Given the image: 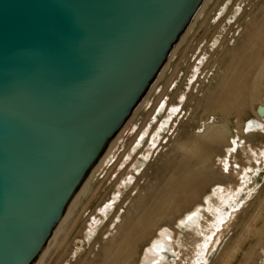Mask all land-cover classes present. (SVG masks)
I'll list each match as a JSON object with an SVG mask.
<instances>
[{
    "label": "water",
    "instance_id": "obj_1",
    "mask_svg": "<svg viewBox=\"0 0 264 264\" xmlns=\"http://www.w3.org/2000/svg\"><path fill=\"white\" fill-rule=\"evenodd\" d=\"M202 1L0 0V264L36 260Z\"/></svg>",
    "mask_w": 264,
    "mask_h": 264
},
{
    "label": "rangeland",
    "instance_id": "obj_2",
    "mask_svg": "<svg viewBox=\"0 0 264 264\" xmlns=\"http://www.w3.org/2000/svg\"><path fill=\"white\" fill-rule=\"evenodd\" d=\"M258 2L259 0H210L205 11L194 22V27L189 30L186 45L184 43L179 46L171 58L172 50L170 51L130 116L109 141L104 153L113 142L114 144L91 181L92 188L101 185L100 190L73 227L68 238L71 241L67 255L58 264H80L86 257L87 261H91L108 237L115 232L136 194H144L156 182H162L163 174L169 173L165 164L172 160L174 144L190 138V134L201 133L210 123L223 122L217 115L209 117L201 113L202 110L196 108V100L192 95L202 93L208 76L216 71L224 46L228 48L235 43L244 21L248 19L246 14L253 11ZM193 18L185 30L193 22ZM204 18L206 24L199 27ZM185 30L173 47L183 37ZM141 103L143 106L137 116L119 136L123 126ZM260 104L256 102L248 107L244 116L232 115L227 118L225 125L229 134L224 145L235 143L231 152L226 153L227 147L224 145L215 148L214 156L208 164L211 173L201 182L197 199L179 206L178 214L174 213L172 220L160 222V226L167 225L173 229L165 244L166 250L161 251L158 264H238L239 259L251 247L255 249V256L253 255L249 264H264V120L257 121L255 114ZM171 107L176 110L172 111ZM250 120H256L257 127L247 130L245 125ZM255 170L256 173L253 172ZM216 185L236 191L234 201L222 204L223 201L212 194ZM206 196L210 197L212 205L209 203V208H202L197 222L199 225L196 223L191 227L174 228L177 218L186 209L191 210L196 204H201ZM107 203L112 205L104 213L102 209ZM230 204L239 206H235L236 209L230 212ZM211 206L218 209L222 207L221 209L230 212V216L216 224L217 215ZM257 230L262 231L259 242L254 236ZM154 234L152 231L148 238L138 244L134 264H152L143 263L141 256ZM204 235L210 237V240L204 248L205 260L202 262L197 258L201 255L200 249H203L201 246ZM226 251L228 255L219 262ZM38 257L32 264H37ZM48 264H54V258Z\"/></svg>",
    "mask_w": 264,
    "mask_h": 264
},
{
    "label": "bare ground",
    "instance_id": "obj_3",
    "mask_svg": "<svg viewBox=\"0 0 264 264\" xmlns=\"http://www.w3.org/2000/svg\"><path fill=\"white\" fill-rule=\"evenodd\" d=\"M209 1H202L193 16V22L185 30L186 32L180 41L173 47L170 58L177 48L179 49V46L185 43L189 30L194 27V22L205 11ZM256 5L257 7L253 11L251 10L246 14L248 19L244 21L245 23L235 43L228 48L224 46V53L217 64L216 71L214 70L215 72L208 76L207 85L202 90V93L200 92V95H192L196 100V108L201 109V113L209 117L217 115L223 122H218L219 124L210 123L201 133L190 134V138L187 137L175 143L172 160L165 164L167 166L166 169L170 171L163 174L162 182H156L144 194L138 192L125 211L123 218L117 224L115 232L108 237L97 255L93 259L90 257L92 260H88L89 262L86 260L87 257L84 258L80 264L85 262H88V264L95 262V264H134L133 261L138 244L148 238L152 231L155 234L150 238L148 246L143 250L141 260L143 263H160L161 251L163 250L164 252L166 250L165 244L170 239L169 236L173 229L167 225L160 226V222L172 220V216L177 212V208H180L179 206L197 199L201 182L211 173L208 169V164L211 161V157L214 156L215 148L221 147L220 145L226 143V138L229 134V130L225 125L227 118L232 115L240 117L254 103H262V97L264 96H262L264 91V0H259ZM199 24V27L204 26L206 18ZM142 104L136 108L130 119L123 126L119 136H121L127 125L130 122L132 123L133 118L137 116L138 111L142 108ZM171 110L175 111L176 108L171 107ZM257 119L258 121H263L259 117ZM251 123L252 125L254 124L252 121ZM113 144L114 142L92 168L85 181L68 203L63 216L53 229L48 245L41 251L37 264H48L52 258H54V264H58L66 257L71 241H68V238L72 229H74L73 227L82 213L90 207V202L100 190L101 185H98L95 189L92 188L91 181L93 176L101 167ZM234 144L224 145L227 147V152H225H231ZM253 172L256 173L257 170ZM212 194L217 195L223 201L222 204H227L230 203L228 202L230 200L234 201L236 191L224 189L222 185H216L212 190ZM210 201V197L206 196L201 204H196L191 210L184 209L183 214L175 221L176 225L174 228L191 227L196 224L201 216L202 208H209ZM111 205L112 203H107L102 211L105 213L106 209L110 208ZM235 206L239 205L230 204L229 211L233 212L236 209ZM213 207L211 206L217 215L216 224L223 222L224 219L226 220L230 216V212L221 209L222 207L220 209ZM254 236L258 239V241L254 240L255 243L259 242L262 238V231H255ZM75 238L76 236L73 239L75 240ZM203 240L201 246L203 249H200L201 255L197 258V260L202 262L205 260V256H203L204 248L210 237L204 235ZM254 251L255 249L251 247L239 259L238 264H249L255 256ZM224 254L225 256H223ZM223 255L220 257L219 262L228 255V251L223 253ZM202 258L203 260H201Z\"/></svg>",
    "mask_w": 264,
    "mask_h": 264
},
{
    "label": "flooded vegetation",
    "instance_id": "obj_4",
    "mask_svg": "<svg viewBox=\"0 0 264 264\" xmlns=\"http://www.w3.org/2000/svg\"><path fill=\"white\" fill-rule=\"evenodd\" d=\"M256 111V110H255ZM258 117V116H257ZM257 121H258V119H257ZM257 121L255 120V121H253L254 122V124H253V126H252V128H254V127H257ZM252 128H246L247 130L248 129H252Z\"/></svg>",
    "mask_w": 264,
    "mask_h": 264
}]
</instances>
